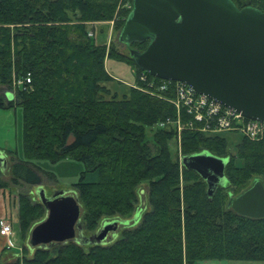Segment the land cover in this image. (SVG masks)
<instances>
[{"label":"trees","instance_id":"16d2710c","mask_svg":"<svg viewBox=\"0 0 264 264\" xmlns=\"http://www.w3.org/2000/svg\"><path fill=\"white\" fill-rule=\"evenodd\" d=\"M120 0H0V85L14 94L0 95V106L21 107L24 157L12 149L9 180L0 166V190L19 187V227L28 239L46 216V208L29 188L42 184L36 163L72 159L85 169L73 183L82 213L83 234L100 231L107 220H130L120 236L105 243L76 240L33 247L0 264H188L202 260L264 261V217L241 215L230 200L255 181L264 184V137H243L230 153L225 137L204 133L199 126L181 131L182 155L201 151L228 158L226 186L213 193L194 169L173 157L177 129L171 124L177 109L175 82L162 94H152L130 53L119 54L95 41L90 25L114 20L122 28L130 8ZM126 1V0H124ZM129 1L130 5L133 0ZM264 10V0H233ZM128 5V6H130ZM90 24V25H89ZM93 26V25H92ZM148 42H133L140 51ZM121 58L136 72L137 83L119 94L106 85L112 77L105 58ZM29 83L15 84L17 80ZM159 92V93H160ZM183 119H194L185 109ZM172 121V120H170ZM243 161L242 165L236 159ZM95 178L88 180V175ZM51 175L52 174H48ZM10 183V184H9ZM147 183V205L138 224L140 193ZM26 189V191H25Z\"/></svg>","mask_w":264,"mask_h":264},{"label":"water","instance_id":"95a60500","mask_svg":"<svg viewBox=\"0 0 264 264\" xmlns=\"http://www.w3.org/2000/svg\"><path fill=\"white\" fill-rule=\"evenodd\" d=\"M119 40L129 47L133 42H148L142 51L129 50L142 71L185 83L248 118L264 121V10L252 5L239 8L233 0H133ZM181 161L206 180L209 193L226 186L228 158L201 151L184 155ZM7 164L0 151V166L6 169ZM36 192L47 212L31 229V247L69 240L105 243L120 226L131 223L107 220L100 231L87 237L82 208L72 190L47 195L39 184ZM230 204L241 215L264 217V184L255 181Z\"/></svg>","mask_w":264,"mask_h":264},{"label":"rangeland","instance_id":"374dc122","mask_svg":"<svg viewBox=\"0 0 264 264\" xmlns=\"http://www.w3.org/2000/svg\"><path fill=\"white\" fill-rule=\"evenodd\" d=\"M128 5H130L129 1L120 0L118 9L119 8L122 9V8H126V7L129 8ZM131 5H132V3H131ZM130 9H132V7ZM115 17H116L115 19H117V20L119 18H121V17L117 16V13H116ZM115 19L114 20L99 21V22H96V23L91 24V25L89 24L91 26L90 27V33L92 35L94 34V38H95V41L97 43L107 45L108 52H109L110 48H112L116 52H118L119 54L123 53V54L129 55L130 47L128 45L120 42V40H119V33H120L122 28H119L116 25L117 20L115 21ZM105 64H106L107 71L110 73V75L112 77L111 80L106 82V85L109 88H111L113 91H116L119 94H123V93L129 92V90L131 88L130 86H133L136 88L141 87L137 83V76H136L135 69L128 62L122 60L121 58H118V57L112 58V57H109V55H107L105 58ZM171 100H172V98H171ZM171 100L169 99V101L171 103H173ZM175 107H176V105H175ZM16 108H17V110H16L17 111V117L19 119V125H18L19 142L16 145V150H18V155L21 158H23L24 154H23V148H22V110H21V107H16ZM176 109H177V107H176ZM183 116H184L183 112L178 111L177 118H175V120L170 119L172 121L166 122V124H171L173 127H175L177 129V135L175 136L173 142L171 143V151H172L173 157H178L180 160H181L183 155L181 152V137H180L182 135H180L181 132H178L179 122H180L179 120H181V122L183 124H185V122L186 123L193 122L192 126H187L186 128L196 127L195 125H197L200 127L199 129L202 132L214 134L213 132L208 131L209 129L204 127L203 123L198 122V121L196 122V120H193V119L184 120ZM189 116H190V114H189ZM161 126H162V123H160V127ZM218 134L227 139L228 150L230 153H233V154L236 153L237 145L241 142L242 138L245 137L243 134H241L239 132H232V131H221V132H218ZM36 163L41 167V169L44 172H47L48 174H52V176L48 175V174H44V178L42 181V185H43L44 189L46 190L47 195H52L55 191L61 190V189L72 190L74 188L72 184L75 183L79 179L81 172L85 169V166L82 162L72 160V159H68V158L59 160L57 162H51L50 160H47V159H41V160H37ZM236 163L239 165H242L243 161L240 158H237ZM8 172L9 171L5 172V174L3 175V179L9 180V173ZM94 178H95L94 174L88 175V177H87L88 180H91ZM37 186L29 188V190L31 191V193L35 197L39 198V196L36 192ZM7 189L9 191H7ZM141 189L142 190L140 193V201H141L140 202V209H138L137 213L134 216V218H136L138 216L137 219L134 221L135 224H138L140 222L141 215L144 212V207L147 205V200H148L147 195H146L147 183L143 184ZM21 190H24V188L20 189L19 187H15L13 185H10L9 188L0 190L4 194L9 195L8 196L9 197L8 202H11L9 205V207H10L9 208L10 209L9 218L12 221V224H13L14 229H15L14 234L11 237L12 243H13L11 247L8 245L9 239L0 236V253H3V255H7L8 253H11V252H17L18 254H21L22 253L21 248L25 244L28 245V243H29L30 233L27 237L28 239H26V238L24 239L21 236L20 227H19V219H18V216H19V196H18V192ZM25 191H26V189H25ZM0 198H1V196H0ZM3 202H4V200H3ZM12 205H14L15 211H13ZM0 213H1V209H0ZM4 218H7V217L4 216ZM4 218H2V219H4ZM119 236H120V228L116 231L115 235L113 236L112 241L117 240V238ZM29 250H30V254L32 255L33 254V247L29 246ZM3 259H5V258H2V260ZM229 261H231L232 264H264V261H258V262L240 261V260H229Z\"/></svg>","mask_w":264,"mask_h":264},{"label":"built area","instance_id":"2783aa9c","mask_svg":"<svg viewBox=\"0 0 264 264\" xmlns=\"http://www.w3.org/2000/svg\"><path fill=\"white\" fill-rule=\"evenodd\" d=\"M132 5L129 6L131 8ZM140 80L148 85V89L152 94H162L160 91H166L172 80L162 79L157 82L155 79H149L144 73L140 75ZM31 79L27 77L26 81L17 80L15 84L21 85L29 83ZM175 97L170 100L176 105L177 110L181 112L183 109L192 115L196 122H201L208 131L218 133L221 131L239 132L252 140L264 137V121L251 119L246 117L242 112L227 107L205 95L194 91L185 83L174 81ZM160 92V93H159ZM178 132H181L187 126H192L193 122L183 124L179 120ZM167 122H170L168 120ZM166 123H162L165 125ZM181 135V134H180ZM181 137V136H180ZM14 234V226L7 219H0V235L9 239L8 245L12 246L11 237Z\"/></svg>","mask_w":264,"mask_h":264},{"label":"crops","instance_id":"0c3cea01","mask_svg":"<svg viewBox=\"0 0 264 264\" xmlns=\"http://www.w3.org/2000/svg\"><path fill=\"white\" fill-rule=\"evenodd\" d=\"M1 94L5 96L6 101L10 102L14 99V94L10 90H7V88H3L0 85V95ZM16 110H17L16 107L0 106V151H2L6 155L7 163H8L6 169L2 168L5 172H7L9 168V156L7 152L9 150L16 149V145L19 142V139H18L19 119L17 117ZM7 191L9 190L7 189ZM0 196H1L0 198V209H1L0 219L4 218L5 216L7 218H4V219H7L10 222H12L9 218V214H10L9 205L11 203V202H8L9 195L4 194L3 192L0 191ZM12 208H13V211H15L14 205H12ZM1 237H4V236H1ZM4 238H7V237H4ZM21 251H22V248H21ZM18 255L20 254H18L17 252H11V253H8L7 255H3V253H0V258L1 259L5 258L6 260V259H11V257H16ZM251 262H258V261H251ZM188 264H232V263L231 261L225 260V259L223 260L212 259V260H202V261H198L195 263H188Z\"/></svg>","mask_w":264,"mask_h":264}]
</instances>
